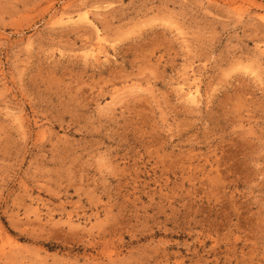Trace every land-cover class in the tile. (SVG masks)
<instances>
[{"label": "rangeland", "instance_id": "374dc122", "mask_svg": "<svg viewBox=\"0 0 264 264\" xmlns=\"http://www.w3.org/2000/svg\"><path fill=\"white\" fill-rule=\"evenodd\" d=\"M0 264H264V0H0Z\"/></svg>", "mask_w": 264, "mask_h": 264}, {"label": "bare ground", "instance_id": "6f19581e", "mask_svg": "<svg viewBox=\"0 0 264 264\" xmlns=\"http://www.w3.org/2000/svg\"><path fill=\"white\" fill-rule=\"evenodd\" d=\"M85 19H88L87 15H85ZM102 46H103L102 41L99 39V41H98L97 45H95V47L92 46L93 48L90 47L91 49L88 48L89 50L86 48L88 50L87 54H89V52L91 53V56L92 55L97 56L99 54H103L104 52H103ZM186 93H187V96L189 98L195 100L200 96V88L198 86H195L194 88H188Z\"/></svg>", "mask_w": 264, "mask_h": 264}]
</instances>
